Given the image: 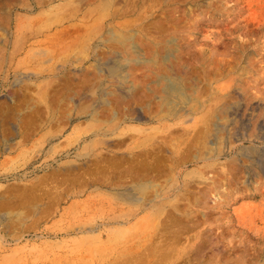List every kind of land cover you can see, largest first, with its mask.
I'll return each instance as SVG.
<instances>
[{
	"label": "rangeland",
	"instance_id": "rangeland-1",
	"mask_svg": "<svg viewBox=\"0 0 264 264\" xmlns=\"http://www.w3.org/2000/svg\"><path fill=\"white\" fill-rule=\"evenodd\" d=\"M0 264H264V0H0Z\"/></svg>",
	"mask_w": 264,
	"mask_h": 264
},
{
	"label": "bare ground",
	"instance_id": "bare-ground-1",
	"mask_svg": "<svg viewBox=\"0 0 264 264\" xmlns=\"http://www.w3.org/2000/svg\"><path fill=\"white\" fill-rule=\"evenodd\" d=\"M106 1V0H105ZM109 2V1H107ZM70 4V3H69ZM71 7V6H70ZM54 8V7H53ZM47 13V12H46ZM53 13V12H52ZM57 16V15H56ZM58 17V16H57ZM99 17V16H98ZM97 17V19H98ZM90 30V29H89ZM99 30V29H98ZM89 34V33H88ZM119 40V39H118ZM179 87V86H178ZM177 87V84L173 85L172 83H170V85L168 86V89L171 90L172 92L175 93H180V95L182 96V93L179 91V88ZM41 94V93H40ZM179 95V96H180ZM23 219V218H22ZM91 227V226H90ZM89 228V227H88ZM92 229V228H91Z\"/></svg>",
	"mask_w": 264,
	"mask_h": 264
}]
</instances>
